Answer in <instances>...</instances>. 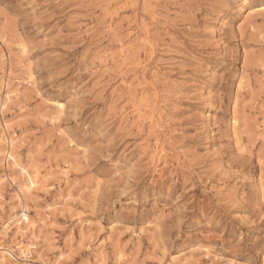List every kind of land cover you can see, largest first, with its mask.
Wrapping results in <instances>:
<instances>
[{
  "label": "rangeland",
  "instance_id": "1",
  "mask_svg": "<svg viewBox=\"0 0 264 264\" xmlns=\"http://www.w3.org/2000/svg\"><path fill=\"white\" fill-rule=\"evenodd\" d=\"M263 5L0 0V264H264Z\"/></svg>",
  "mask_w": 264,
  "mask_h": 264
},
{
  "label": "bare ground",
  "instance_id": "2",
  "mask_svg": "<svg viewBox=\"0 0 264 264\" xmlns=\"http://www.w3.org/2000/svg\"><path fill=\"white\" fill-rule=\"evenodd\" d=\"M260 9H264V5L260 8ZM247 12V11H246ZM264 12V11H263ZM249 13V11L246 13V15ZM250 14V13H249ZM8 99V98H7ZM6 99V100H7ZM10 145H12V143L10 142ZM9 155V157H11V158H13L14 159V157H13V155H11V153L10 154H8ZM13 159H12V161H13ZM15 163H17V162H15ZM18 168H19V166H18ZM21 174L22 173H24V174H26V176H27V171L24 169V168H21ZM38 174H40L39 172H38ZM25 176V175H24ZM24 178V177H23ZM26 180H28V182H25V183H27V184H24L23 186V188H20V191H28L29 190V188H30V185L32 184V180H31V178L30 177H27V179ZM21 193V192H20ZM24 222H26L27 224H29L30 226L31 225H34V224H32V222L29 220V218H27L26 216H24V217H22V219L21 220H17L16 222H15V225H16V227L18 228V229H20L21 228V225H22V223H24ZM29 226V227H30ZM31 228H32V226H31ZM17 246L18 247H20L21 246V244L20 243H17ZM22 251V250H21ZM14 255H13V252L12 251H10V250H8V248H5V247H3L2 245H0V258H2V259H4V258H6V257H13ZM100 264H102V263H100Z\"/></svg>",
  "mask_w": 264,
  "mask_h": 264
}]
</instances>
